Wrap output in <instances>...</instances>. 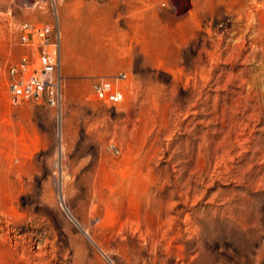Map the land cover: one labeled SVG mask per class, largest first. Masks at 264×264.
Wrapping results in <instances>:
<instances>
[{"label":"rangeland","instance_id":"rangeland-1","mask_svg":"<svg viewBox=\"0 0 264 264\" xmlns=\"http://www.w3.org/2000/svg\"><path fill=\"white\" fill-rule=\"evenodd\" d=\"M27 21L59 106L11 101ZM0 264H264V0H0Z\"/></svg>","mask_w":264,"mask_h":264},{"label":"built area","instance_id":"built-area-1","mask_svg":"<svg viewBox=\"0 0 264 264\" xmlns=\"http://www.w3.org/2000/svg\"><path fill=\"white\" fill-rule=\"evenodd\" d=\"M19 44L27 51L9 68L8 90L11 101L18 104L44 96L49 105L59 106L62 77L58 27L51 23H22L19 27ZM125 79L126 74L122 72L111 77H95L92 80L95 98L105 104H119L124 94L118 89V83Z\"/></svg>","mask_w":264,"mask_h":264},{"label":"bare ground","instance_id":"bare-ground-1","mask_svg":"<svg viewBox=\"0 0 264 264\" xmlns=\"http://www.w3.org/2000/svg\"><path fill=\"white\" fill-rule=\"evenodd\" d=\"M79 58H78V60H81V59H84V57H86V55H87V53L86 52H82L81 50H80V48H79Z\"/></svg>","mask_w":264,"mask_h":264}]
</instances>
